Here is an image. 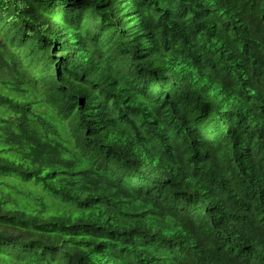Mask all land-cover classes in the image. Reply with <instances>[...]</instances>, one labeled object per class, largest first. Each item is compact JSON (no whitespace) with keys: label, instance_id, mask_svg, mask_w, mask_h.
<instances>
[{"label":"trees","instance_id":"trees-1","mask_svg":"<svg viewBox=\"0 0 264 264\" xmlns=\"http://www.w3.org/2000/svg\"><path fill=\"white\" fill-rule=\"evenodd\" d=\"M0 264H264V0H0Z\"/></svg>","mask_w":264,"mask_h":264}]
</instances>
